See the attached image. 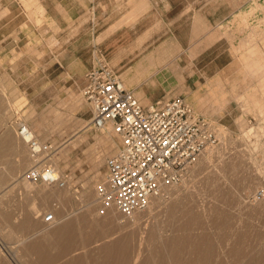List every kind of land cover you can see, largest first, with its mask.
Wrapping results in <instances>:
<instances>
[{
  "label": "rangeland",
  "instance_id": "rangeland-1",
  "mask_svg": "<svg viewBox=\"0 0 264 264\" xmlns=\"http://www.w3.org/2000/svg\"><path fill=\"white\" fill-rule=\"evenodd\" d=\"M223 1L225 14L230 11L232 14L236 13L233 19H231L229 23H225L223 26L224 38L227 41V43L222 46L223 51L212 50L202 54L200 52L188 53L189 55H192V58H197L196 60H192L193 67H188L186 64L190 62V60L180 61L179 59L180 56H183L184 54L186 55L187 53L179 51L161 52V56H167V60L161 61L160 64L162 69L167 67L169 69L168 74L172 73L174 76L173 78H168L169 82L167 81L165 83V86L168 87L167 91L175 92L176 95L180 94L181 96L185 97L195 110L196 114L201 115L210 121L215 131H217V134L219 133V130H217L219 127H223V129L227 132L228 137L226 136V141L225 137L221 139L218 134L219 142L215 145L217 147L216 150L220 149L219 154L215 152V155H218V157H222L223 155L224 157L222 158L224 159L220 157L218 158L217 156L216 159L214 155L212 158L213 161H211L212 163L207 165V168L205 167L204 169L197 167L199 164V161H197L196 164L190 167V171L188 170L184 175L185 179L183 178L176 185L175 192L168 189L169 193L167 190L165 195L166 197L164 196V198L168 200L166 202H169L176 193L182 198H185L184 195L187 196L186 198L189 196L190 199L193 197L191 200L197 201L199 204L197 205V211L199 208L202 211H207V209H209V213L213 207L216 208L213 209L214 211L211 210L213 211L212 213H215V210H225L224 212H226V214L228 213L227 217H232V219L231 217L229 220L227 219L229 221L228 223H230V220L232 221L230 224H227V221L223 220L226 223L225 224L223 221H221L222 219L219 220L220 222L218 223H221L220 227H222V229L219 227V224L212 225V217L209 216L211 214H208L207 212L204 213L203 211L201 214H204L201 215V217L204 222V229L207 228L205 229L207 231L208 228H210V230H208L210 234L212 233L213 235V232H215L214 235L216 237L221 235V238L222 235L226 236L227 238L230 236V233L232 235V232H234V236H230V238H233V240L230 238H223L224 242H226L225 246L231 248L230 246L233 244H230L232 241H235L234 237L237 240V243L234 242L235 244H238L239 238H242L243 241L246 240V242H239V247L241 246V250H245L247 255H249V253L253 255L254 252L255 254L256 252L259 254V252L264 249V193L259 194V191H264V176L262 174L264 171V114L253 110L246 111L242 105L243 101H241L239 98L243 94L245 95V93H251L252 95L260 94V92H258V88L260 86V82H262L264 79V66H253L256 62L255 58L257 57L252 56V53L249 52L250 56L247 61L245 58H241L240 53H237L235 49L240 46L242 38L249 36L252 40L250 41L249 45L251 47L255 43L258 45L259 51L257 50L254 54H256V56L258 54L262 55L264 60V0ZM216 5H219V0H209V10L211 9V11H214ZM41 6L43 7V10ZM93 8L94 6L92 5L72 2H69L68 4L56 5L54 0H47L46 3H43L42 0H0V138H3L7 133L10 132L15 137V142L18 143L19 139L16 135V130L14 127H11V121L16 117L20 118L21 120L28 123V125L42 141H53L59 146V150L54 161L57 159L56 163L59 168L62 171L69 173L72 180L70 188H64L65 190L63 189L62 191L64 196L63 200L60 199L62 202L57 199L58 192L52 193L49 195V200L46 203V205H51L46 206V209L41 208L42 211L40 210V214L46 210L52 209V207L58 206L59 208H57V213L59 212L58 217L60 218H67L71 214H74L72 218H75V215L76 217L79 216L82 210L80 209V196L83 191L87 189V180H90L92 177H94L95 172L99 174L98 178L92 182V185L95 189L96 184L103 180L105 176V159L115 154L120 147V140L113 132H111V134L113 133L111 136L113 140H115L117 146L116 148L110 150L103 140L104 138H102L103 134H107V129L99 130L91 127L90 125L87 127L84 126V124L86 125V123H88L92 117L90 105L82 95V88L84 86L85 79L82 78L83 76L78 77L74 73L62 75L60 63L56 62L57 56L60 54V52H62L63 49H70L73 45V41H78L75 40V38L81 36L88 22H90L91 25L94 22H97L94 17ZM252 17H254V19H251ZM82 37L86 38V35H83ZM210 38L215 40V34L213 33L211 37L209 36V40ZM170 64H173V66ZM173 80L176 82H173ZM127 84L129 87L135 86L131 83ZM252 88L255 89L253 90ZM134 93L145 106L150 104L144 103L142 94L136 92V90ZM242 123L244 124L242 125ZM246 130L250 131L247 134L248 138H243L244 133L247 132ZM105 135H103V137ZM255 143L260 146L262 145V147L258 146L255 149L254 146H257ZM23 144L24 143H22V146L25 149V154L21 155L12 152L10 155H8L10 159L7 157V159H9L11 162L13 161L16 164H21L18 172L15 174V177H19L22 172H24L30 165L28 148L26 149L27 146L25 147ZM246 144H249L248 147H250L249 149H252V151H246L247 148H245L246 150L244 149V151L239 150L240 148L243 149L244 146L247 147ZM232 151H234L235 154L237 153L236 151H240L241 153L238 152L239 154L234 155V152ZM243 153L244 156L242 155ZM233 155L237 157H234ZM95 156L97 157L95 158ZM98 157L100 162L95 167L94 164ZM248 157H250V162L248 161ZM253 158H256V160ZM244 160H247L246 164L242 163H245ZM257 160L258 163L256 162ZM214 161L215 164H213ZM233 161L234 164L232 163ZM237 161L238 163L242 161L240 164H238H242V166H239V169L236 168L238 166L234 167V165L237 164ZM2 163H0V171L2 169L4 171L6 168V164ZM252 163L254 164L251 165ZM231 164H233V166H231ZM229 167H233V170L231 168V171ZM226 168L230 171H227ZM254 168L257 171L260 169L258 173L262 174V176H260V174H256L257 172ZM249 171L252 172L249 173ZM239 173L241 174L240 176ZM243 173L244 175L247 173L250 176H242ZM237 174L239 178L235 176ZM252 175L256 178V181ZM211 176H214L215 179L218 177V180H220V182L218 181L219 184L214 178H209ZM15 177L13 179H15ZM207 177L214 183L209 181V179H207L209 181V183H207ZM234 177L236 178L235 180ZM243 177H245V179L248 177L249 179L247 178L245 180ZM250 177L251 179L253 178V181H251ZM236 180L238 181L236 182ZM249 181L253 184L255 182L256 183L254 185L252 184L253 186L251 187V183ZM216 183L220 186V189H218L219 186ZM221 186L223 189H225V194ZM239 188L241 189L239 190ZM7 189H9V191L3 190V194L0 191V195H2L0 197V201L4 199L7 202L6 203L4 200L1 201L2 203H0V205L2 204V206L0 207L2 209L5 207L4 210L10 211V214L12 213V210L15 212V215H13L14 217H11V219H16L13 220L14 222L22 220L26 208L30 207L29 203L31 202L30 200L32 197L30 198L26 194L27 192L25 191L26 189L23 183L16 185L14 183L12 189ZM226 189L228 190L227 192ZM234 189L236 192L240 193H237V197H233V194L236 193L234 192ZM0 190H2V188H0ZM231 190H233V194L230 193ZM242 190L243 192H241ZM220 191L223 193V196L221 193H218ZM8 193L13 196L14 200ZM214 193L221 195L223 202H226V198L230 196L228 194H231L230 198L227 199V202H230L223 204L222 199L221 201L218 200V198L220 199L221 197H217L218 194L215 195ZM242 193L244 196L241 195ZM7 194L10 195L8 198H11V201L5 199L8 196ZM181 197L180 199H182ZM215 197L219 203L221 202V204H219L221 205L219 206L220 208L217 205L218 202ZM232 197L234 201L231 199ZM15 198L16 200L18 198V203L16 202ZM36 201H38V199ZM12 202H14V204ZM235 202L237 203L235 204ZM6 204H11L10 206H7L8 209ZM39 204V207H43V205L41 206V203H38V205ZM223 205L224 208L227 209H224L222 207ZM225 205L230 207V209L227 206L225 207ZM221 207L224 210H222ZM155 210H157V208L154 209L152 213L155 212ZM226 210H229V212ZM143 212L145 216H143V219L147 218V221L150 222V224H156V222L158 223L160 219L161 221H159V224H161L162 220L164 223L166 218H168L166 217L167 212H165V210L158 211L156 215L149 211ZM205 214H207L209 218ZM204 215L206 218H208L206 219L207 222L210 220V223H205L206 220ZM120 216L122 215L120 214ZM0 219V252L1 254H4L5 258L7 257V264H26L28 263L26 261L30 262L32 260H30V258L35 260V254L21 251L23 249L22 247L20 249L18 240L20 237H23V235H25L24 233L26 232L18 233L16 229L10 226L11 224L8 222V220L6 221L7 223H5L4 221L6 219ZM38 219L39 225L42 227L45 223L42 220L40 221V219H42L41 216ZM13 221H11L12 224ZM223 224H225L224 227L222 226ZM207 225L210 227H207ZM243 225L244 228L247 225L249 227L243 229ZM216 226H218V228ZM88 228H84L85 232L90 229L89 232H87L88 234L92 229L90 235H93L92 233L94 232V228ZM229 228H232L233 230H230ZM84 229L82 232H84ZM242 229L243 231H247L249 229V231L246 232V235H249L245 237V233L243 234V232H241ZM228 230L229 234L226 235V232L224 233V231ZM218 231H222L224 234H220ZM236 231H240L243 236L241 233L239 235ZM21 233L23 234L22 236ZM238 236L240 237L238 238ZM218 238L215 239H217V241L220 240L219 242L222 244L223 240H218ZM95 239H97V237H94V240L88 239L89 242H79V244L76 242L77 246L74 243L75 246L72 245V252L77 254L76 256H79L80 254H85V251H83L84 248V250L91 248L88 251H92V249L97 250L99 242ZM242 239H240V241ZM221 244L219 243V245ZM78 245H80L79 247L81 249L78 248ZM225 246L224 244L223 246L221 245V248L223 247L222 249L224 250V253L222 252V256L225 255L228 257V252L225 254V252L228 250ZM75 247L76 250L74 249ZM18 249L22 253L18 251ZM13 250L14 252L18 251L17 256H14L16 252L14 253ZM23 253H26L27 256H25V260L24 255L23 257L21 255ZM75 254L66 256L75 257ZM28 256L31 257L28 258ZM63 260L66 262L65 259H62L61 261L63 262ZM90 260V258L88 260L86 259L85 263H90ZM62 262H60V264ZM32 264H36V260L33 261Z\"/></svg>",
  "mask_w": 264,
  "mask_h": 264
},
{
  "label": "bare ground",
  "instance_id": "bare-ground-1",
  "mask_svg": "<svg viewBox=\"0 0 264 264\" xmlns=\"http://www.w3.org/2000/svg\"><path fill=\"white\" fill-rule=\"evenodd\" d=\"M41 8L43 10L42 6H41ZM240 54L242 56H244V52H242ZM258 90H259L258 92H260L259 95H256V94L252 95L251 93H249V94L245 93V95H244L242 93L243 95L240 96L239 99H241V101H243L242 105L244 106V109L246 111L253 110V111H258V112L264 114V79L262 80V82H260V86H259ZM255 91H253V92H255ZM90 123H91V120L88 121V123H86V125L84 124V126L87 127L90 125ZM243 124L244 123H242V125ZM106 129H107V134L106 135L103 134L105 136L103 137V135H102V138H104L103 140L107 144L108 148L110 150H112L113 148H116V146H117L115 140H113V138L111 136L114 132H113V129L111 126H108ZM106 129H104V130H106ZM217 130H219L218 134H219L220 138L222 139L223 137H225V141H226L227 132L223 129V127H219ZM246 131L247 132L244 133L243 138L244 137L248 138L247 134L250 131L249 130H246ZM111 132H113V133L111 134ZM102 133H104V132H102ZM20 141L21 140L19 139L18 143L15 142V137L10 132L7 133L3 138H0V163H2L4 161L6 162V163L5 162L2 163V164H6V166L4 165L6 168L3 166L5 168V170L3 171V169H2L0 171V188H2V190H0V191L1 192L3 190L9 191V189H7V188L12 189V187L14 186V183H15V185L19 184V183L20 184L23 183V185L26 189L25 191L27 192L26 194L30 198L32 197L33 200L29 199L31 202L28 200L30 202L29 203L30 207L26 208V210L24 212V217L22 218V220H18V221L14 222L13 220H16V219L15 218L11 219V217L12 218L14 217L13 215H15L14 214L15 212H13V210H12L13 214L11 213L12 214V216H11L10 211L4 210V208H5L4 206H3L4 207L3 209L0 207V218H3L4 220L6 219L5 221L3 220L5 223H7L6 221L8 220V222L11 224V225L10 224H8V225H10L14 229H16L18 233L19 232H22V233L26 232V233H24L25 235H23L21 233V236L23 235V237H20L17 235L18 237H20L18 240L19 245H20V249L22 247L23 249L21 251L28 252L31 254L32 253L35 254L36 258H37V259L35 258L36 264H60V262H62L61 261L62 259H65L66 262L63 260V262H65V263L62 262L61 264H86L85 260L86 259L88 260L89 258L91 260H90V263H88V264H264V249L263 250L261 249L262 251H260L261 253L259 252V254H257V252H256L257 255L255 254V252H254L255 255L253 254L254 256L251 255L250 253H249V255H247V252H245V250H241V248H242L241 246H240L241 248L239 247V242H241V243L246 242V240L243 241V239L239 238L240 236H238V238H239L238 244L234 243V242L237 243V240L235 237H234L235 241H232L233 243L231 242V240H233V238L231 239L230 236L231 237L234 236L233 235L234 232L231 231L232 232V235H231V233L229 234V230L224 231V233L226 232V235H228V234L230 235L227 237L228 239L229 238L231 239L230 240L231 244L230 243L229 244L230 245L233 244L232 246H230L228 244L231 247V248H228L225 246L226 242H224V239H227L226 236L222 235V238H221V235H218V237H219L218 238L214 235L215 232H213L214 233L213 235H212V233L210 234L208 232V230H210V228H208V230L206 231L205 229H207V228L204 229L205 226H204V222H203L201 215H203L205 212L208 213L209 209H207V211L203 210L204 213L201 214L203 211L200 208L197 211V209H198L197 205H199V204L197 203V201L191 200L193 197L190 199L189 196H188V198H186L187 196L184 195L185 198H182L180 196L182 198V199H180V197L175 193L176 195L174 194V197L171 196L172 199L169 202H166L168 200L165 199L164 196L163 197L160 196V197H156V198L152 199L150 205L143 211H149L152 213V211L157 208V210H155V212L152 213V214L156 215L158 213V211L165 210V212H167L166 213L167 216L166 215L165 216L168 218L165 217L166 218L165 222L163 223V220H162V223L160 222L161 224H159V221H161V219L159 221L157 220L158 223L156 222V224H150V222L147 221L148 220L147 218L143 219V216H144L143 211L137 212L132 218H129V219H124L122 216H120V214H118L119 212H117L116 210L110 211L105 216L99 215L97 210H96L97 206H98L97 198H96V191L92 185V182L94 180H96L99 176V174H97V172H95L94 177H92L90 180H87V183H88V184L86 183L87 189H85V191H83V193L80 196L81 197V200H80L81 201V208L80 209H82V210H81V214L79 216L76 217V215H75V218L74 217L72 218V216H74V214H71L67 218H62L54 226H47L46 224H44L43 225L44 227L43 226L41 227V225H39V219H38L41 216V214H40V212L42 211L41 208L44 209L46 206L51 205V204L46 205V203L49 200L48 199L49 195H51L52 193L58 192L57 193L58 195L56 194L58 196L57 199H59V201H60V199L63 200L64 196H63L62 191L64 188H58V187L49 188L47 186H43L41 184H37L34 182L23 181L20 179V176L15 177V174L18 172L21 164H16L13 161L11 162L9 160L10 158L8 157V155H10V153H12V152L18 153L21 155L25 154V149L22 146L23 142L21 141L22 142L21 143ZM255 144H253V145H255ZM23 145H25V144H23ZM248 146H249V144L247 145V147L244 146L243 149L240 148L239 150L244 151V149L247 148V150L245 149L246 151H248V150L252 151V149H249L250 147H248ZM258 146L262 147V145L261 146L257 145V146H254L255 149ZM25 147H26V145H25ZM216 148H217L216 146L208 148L199 157V160H198L199 164L197 163L198 164L197 167H201L204 169L207 165H210L212 163L211 161H213L212 158L215 155V152H217V154H219L220 149L218 147L219 150H216ZM26 149H27V147H26ZM240 151H236L237 152L236 154H239L238 152H240ZM250 151H248V152H250ZM232 152H234V151H232ZM244 153L242 154L243 156H244ZM236 154L234 152V155H236ZM216 156L218 157V155H215L214 157H216ZM7 157L9 159H7ZM96 157L97 156H95V158ZM217 157H216V159H217ZM219 157L222 158L224 156L222 155V157L221 156H219ZM234 157H237V156H234ZM249 158L250 157H248V159ZM104 159H105V157H104ZM222 159H224V158H222ZM253 159L256 160V158H253ZM17 160H20V159H17ZM215 161L213 164H215ZM248 161L250 162V159ZM56 162H57V159L55 160V164H57ZM99 162H100V159L98 157L95 161V164H94L95 167L99 164ZM235 162H236V160H235ZM240 162H242V161H240ZM240 162L238 163V161H237V164L234 165V167L238 166L236 168L239 169V166H242V164L238 165V164H240ZM246 162H247V160L245 161V163L244 162H242V163L246 164ZM256 162L258 163V160ZM232 163L234 164V161ZM223 164H224V162H223ZM233 164H231V166H233ZM253 164L254 163H252L251 165H253ZM218 166H219V164H218ZM258 166H259V164H258ZM57 167L59 168L58 165H57ZM227 168H226L227 171H230L231 168L233 170V167H231V168L229 167L230 170H228ZM255 168H257V167H255ZM199 170L201 171L200 168H199ZM259 170L258 171L256 170V172H257L256 174H260V173H258ZM252 171H249V173ZM236 172H235V174H236ZM198 173H201V172H198ZM240 173H239V176L241 175ZM262 174L264 176V171L262 172ZM262 174H260V176H262ZM246 175L250 176L247 173H246ZM246 175H244V173L242 174V176H246ZM235 176H237L239 178L238 174ZM256 176H258V175H256ZM14 177H15V179H13ZM252 177H253V175H252ZM209 178H214V176H211ZM209 178L207 177L206 180ZM243 178L245 179V177H243ZM253 178H255V177H253ZM253 178L251 179V177H250L251 181H253ZM218 179H219L218 177H217V179H215V180H217V183H218V181L220 182V180H218ZM235 179L236 178L234 177V180ZM240 179H242V178H240ZM206 180H205V182H206ZM229 180H231V179H229ZM238 180H236V182ZM260 180H261V177H260ZM209 181L213 182L210 179H209ZM209 181L207 180V183H209ZM255 181H256V178H255ZM246 182H248V181H246ZM238 183H240V182H238ZM250 183H251V187H252L256 182L254 184L252 182H250ZM234 185H232V186H234ZM244 185H245V183H244ZM175 187H176V185H173L169 189L173 190V192H175V190H176ZM247 187H244V188H247ZM69 188H66V189H69ZM221 188H222V186H221ZM218 189H220V186ZM222 189H221V191H222ZM240 189L241 188H239V190ZM217 190H215V191H217ZM224 190L225 189H223V192H224ZM221 191L218 193H221V195L223 196V193ZM227 191L228 190L226 189V192ZM3 192H2V194H3ZM167 192L169 193V190ZM232 192H233V190H231L230 193H232ZM234 192H236V190ZM241 192H243V190ZM218 193H216V194L214 193V194L217 195ZM237 193H239V192H236L235 194L232 193L233 197H237L236 196ZM8 194H10V193H8ZM224 194H225V192H224ZM10 195H8L7 197L5 196L6 197L5 199L10 200L11 198L10 199L8 198V197H10ZM13 195H14V193H13ZM218 195H217V197H221L220 199L218 198V200L221 201L222 196L221 195L218 196ZM226 195H225V197H226ZM228 195L231 196V194H228ZM241 195L244 196L243 193ZM241 195H239V196H241ZM251 195H252V193H251ZM1 196L2 195H0V197ZM230 196L228 198H226V202H227V199L230 198ZM11 197L13 199L12 195H11ZM233 197L231 199H233ZM37 199H38V201H36ZM3 200H1V201H3ZM15 200H16V198H15ZM17 200H18V198H17ZM17 200H16V202H17ZM216 200H217V198H216ZM218 200H217V202H218ZM1 201H0V203H2ZM28 201H26V202H28ZM224 201H225V199H224ZM233 201H234V199H233ZM14 202H12V203L14 204ZM60 202H62V201H60ZM195 202H196V204H195ZM222 202H223V199H222ZM226 202H223V204H225ZM229 202H227V203H229ZM38 203H41V206L43 205V207H39L40 204L38 205ZM236 203L237 202H235V204ZM238 203H240V202H238ZM219 204H221V202L220 203L218 202V204H217L218 207L221 206ZM10 205L6 204V207L10 206ZM227 205H225V207ZM0 206H2V204ZM12 206H14V205H12ZM228 206H230V205H228ZM222 207L224 208V205ZM215 208L216 207H213V209H215ZM223 208H222V210L227 209V208H224V209ZM228 208L230 209V207H228ZM7 209H8V207H7ZM23 209H25V208H23ZM213 209H211V210H213ZM211 210L209 212L211 215H209V216H211L213 219V220L211 219L212 225L213 224H216V225L219 224V227H220L221 223H218V222H220L219 220H221V219H222L221 221H223V220L227 221L226 222L227 224L231 223L232 220H230V223H228L229 222L228 220L230 219L231 216L228 218L227 217L228 213L226 214V212H224L225 210L220 211L218 209L219 211L215 210V213H212L214 210L213 211H211ZM226 211L229 212V210H226ZM58 213L56 211V213H55L56 216H59ZM76 214H78V213H76ZM205 215L207 216V214H205ZM206 216H205V220L209 218L208 216H207L208 218H206ZM231 219H232V217H231ZM41 220L42 219H40V221ZM11 221H13V224L11 223ZM208 221L209 222H207V220H206L205 223L206 224L210 223V220H208ZM225 224H223L222 226L224 227ZM209 225H207V227ZM245 225H246V223H245ZM86 227L87 228L93 227L96 230L95 231L93 229V231L96 233L93 232L92 233L93 235H90L92 232V229H91V232L87 234V232H89L90 229L88 228L89 230L85 232V229H87ZM216 227L218 228V226H216ZM226 227H227V225H226ZM246 227H249V226L247 225L244 228V225H243L242 228L246 229ZM82 228L83 229L85 228L84 232L86 235L84 234V232H82V230H83ZM220 228L222 229V227H220ZM229 229L231 230L232 228H229ZM243 229H242V231L241 230L240 231L243 232V234L245 233V237L248 236L249 234L247 233L248 235H246V232L249 231V229L247 231L244 230L245 232L243 231ZM223 230H226V229H223ZM240 231L239 232L236 231V232L240 235V233H241ZM218 233L224 234L222 231L221 232L218 231ZM216 235H217V233H216ZM241 235H242V233H241ZM93 236L95 238L97 237V239H95V240H97L99 242L97 250L92 249V251H88L91 248H88L87 250H84L85 249L84 248L83 251H85V254L81 255L79 252V254H80V255L78 254L79 256H76L77 254L72 252V249H73L72 245H74V243L76 245L77 244L76 242H78V244H79V242H87V241L89 242V240H92V239L94 240ZM245 237H243V238L246 239ZM90 238H92V239H90ZM215 238H218V240L219 239L223 240V243L221 244V242H219L220 240L217 241V239H215ZM240 239H242V240L240 241ZM227 241H229V240H227ZM218 242L222 246L224 244V246L228 250L230 249L228 251L226 248H224L225 250H227L225 252V254L228 252L227 253V256L229 255L228 257H226L224 254H223L224 256H222V252L224 250L222 249L223 247L221 248V245H219ZM243 244H242V246H243ZM17 245H16V247H17ZM21 245H23L24 247ZM80 245H78V248H80L79 247ZM74 249L76 250V247ZM18 251H20V250L18 249ZM13 252H14V250H13ZM17 252L14 256H17ZM28 253H27V255H28ZM244 253H246V254H244ZM70 254H72V255L75 254V257L70 256L71 257L70 258V257L66 256V255H70ZM21 255H22V257L24 255V260H25L26 253L25 254L23 253ZM29 257H31V256H28V258ZM64 257H66L68 259H66ZM6 258L4 256V254L3 253L1 254V252H0V264H7L8 260L6 261ZM30 260L32 262L35 261V260H33V258H30ZM26 262L30 263L29 261H26ZM32 262L30 264H32ZM28 263H26V264H28Z\"/></svg>",
  "mask_w": 264,
  "mask_h": 264
},
{
  "label": "built area",
  "instance_id": "built-area-1",
  "mask_svg": "<svg viewBox=\"0 0 264 264\" xmlns=\"http://www.w3.org/2000/svg\"><path fill=\"white\" fill-rule=\"evenodd\" d=\"M82 95L91 108L90 126L99 130L111 126L120 140L118 151L106 158L105 176L95 187L101 216L116 210L129 219L145 210L219 142L210 121L196 114L185 97L169 96L145 106L102 58L86 72ZM11 127L27 146L30 158L20 179L47 187H70V174L54 161L59 146L42 141L18 117ZM57 208L41 213L47 226L62 219L55 214Z\"/></svg>",
  "mask_w": 264,
  "mask_h": 264
},
{
  "label": "crops",
  "instance_id": "crops-1",
  "mask_svg": "<svg viewBox=\"0 0 264 264\" xmlns=\"http://www.w3.org/2000/svg\"><path fill=\"white\" fill-rule=\"evenodd\" d=\"M54 2L56 5L69 2L92 5L97 20L92 25L90 22L87 23L81 36L75 38L78 41H73L70 49L66 48L58 53L56 62L60 63L62 75L74 73L85 79L86 72L102 58L120 75L129 89L142 94L145 104L176 95L175 92L167 91L168 87L165 86L168 78L174 76L172 73L168 74L167 67L161 68V61L167 60V56L162 57L161 52L187 53L179 59L190 60L186 64L193 67L192 60L197 58H192L188 53L223 51L222 46L227 43L223 26L236 14H232L231 11L225 14L223 0H219V5L215 6L214 11L209 10V0H54ZM213 33L215 40L211 38L209 40ZM83 35H86V38H83ZM250 41L252 40L249 36L242 38L240 46L235 50L237 53L244 52V56L241 54L240 56L247 61L251 52L252 56L257 57L253 66H264L262 55L254 54L258 50V45L255 43L251 47ZM127 83L135 86L129 87Z\"/></svg>",
  "mask_w": 264,
  "mask_h": 264
}]
</instances>
